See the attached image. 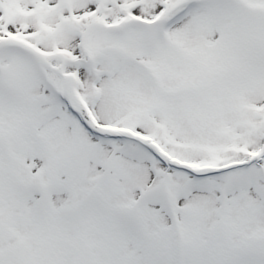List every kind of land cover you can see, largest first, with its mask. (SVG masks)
Segmentation results:
<instances>
[{
  "label": "snow or ice",
  "instance_id": "6c2138e0",
  "mask_svg": "<svg viewBox=\"0 0 264 264\" xmlns=\"http://www.w3.org/2000/svg\"><path fill=\"white\" fill-rule=\"evenodd\" d=\"M0 264H264V0H0Z\"/></svg>",
  "mask_w": 264,
  "mask_h": 264
}]
</instances>
